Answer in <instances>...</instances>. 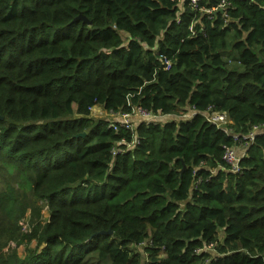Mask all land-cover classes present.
Masks as SVG:
<instances>
[{
  "label": "trees",
  "instance_id": "obj_1",
  "mask_svg": "<svg viewBox=\"0 0 264 264\" xmlns=\"http://www.w3.org/2000/svg\"><path fill=\"white\" fill-rule=\"evenodd\" d=\"M222 1L0 0V264H264V131L234 174L206 116L264 128V0ZM128 97L196 114L125 149Z\"/></svg>",
  "mask_w": 264,
  "mask_h": 264
},
{
  "label": "built area",
  "instance_id": "obj_2",
  "mask_svg": "<svg viewBox=\"0 0 264 264\" xmlns=\"http://www.w3.org/2000/svg\"><path fill=\"white\" fill-rule=\"evenodd\" d=\"M178 1L182 4L185 0H178ZM199 1L200 0H190V3L195 8L201 11H206V12L212 11L205 8H199L198 7ZM228 5L229 3L226 0H223L214 10H219L222 13H226L228 9ZM191 30L193 31V27H191ZM193 33L195 32L193 31ZM162 61L164 64V68L166 70H169L172 67V62L169 59L163 58ZM127 104L129 105V109L127 111L111 112V115L114 117V119H109V121L111 122L110 127H113L115 131H118L119 126H122L125 129L130 130L132 132L134 138L131 142L126 143L125 149H133L138 143L137 133L135 132L137 125L140 122H151L152 120H155V118H158L159 116L156 115L159 114H153L151 111H149L148 109H146L141 105H134L131 102L130 97H128L127 99ZM187 113H190L189 116L181 117L179 119H190L194 114H196L194 110L189 109L183 112L181 115ZM206 116L209 122L222 129L225 133L231 136L233 135L235 140L238 141V144H236V146H242L243 148H245L246 151L254 143L256 135L264 131V128L260 126H254L245 135L242 136L234 135L230 127L232 121L226 112L212 111L211 109H209V112L206 113ZM120 144H123V142L118 143V145ZM234 147L235 146H224L222 159L224 163L228 166L230 172L234 174H239L242 169L241 159L243 156H240ZM120 151H121L120 149L114 148L113 154L116 155ZM214 247L215 245L211 243L209 245H206L205 248L199 249L198 252L201 253L204 251L212 250Z\"/></svg>",
  "mask_w": 264,
  "mask_h": 264
},
{
  "label": "rangeland",
  "instance_id": "obj_3",
  "mask_svg": "<svg viewBox=\"0 0 264 264\" xmlns=\"http://www.w3.org/2000/svg\"><path fill=\"white\" fill-rule=\"evenodd\" d=\"M182 113H178V114H171V115H164V117L162 119L155 118L156 121H160V120H165V119H169V118H174V119H179L181 117H186L189 116L190 113L181 115ZM92 116L96 117V118H104V119H114V117L111 115V112H108L107 110H105L102 106H96L92 109ZM236 149V151L238 152V154L241 156L243 149L242 146H235L234 147ZM28 215V214H27ZM44 217H47V214L44 213ZM22 223H26L24 220L22 221ZM33 246L35 245V242H33L32 244ZM139 251L141 253L144 254V256L146 257V254L144 253L143 249H139ZM19 253L20 255H24L25 253V247L22 246L19 248Z\"/></svg>",
  "mask_w": 264,
  "mask_h": 264
},
{
  "label": "water",
  "instance_id": "obj_4",
  "mask_svg": "<svg viewBox=\"0 0 264 264\" xmlns=\"http://www.w3.org/2000/svg\"><path fill=\"white\" fill-rule=\"evenodd\" d=\"M75 20H84L85 22H88V23H90V21H88L86 18H85V16H83L82 14H80ZM82 135H84V134H82ZM102 233H111V231H107V232H102Z\"/></svg>",
  "mask_w": 264,
  "mask_h": 264
},
{
  "label": "crops",
  "instance_id": "obj_5",
  "mask_svg": "<svg viewBox=\"0 0 264 264\" xmlns=\"http://www.w3.org/2000/svg\"><path fill=\"white\" fill-rule=\"evenodd\" d=\"M177 114H178V113H177ZM162 116H164V115H162ZM242 149H243V152H242L241 156H244V155L247 153V151H246L245 148H243V147H242Z\"/></svg>",
  "mask_w": 264,
  "mask_h": 264
},
{
  "label": "clouds",
  "instance_id": "obj_6",
  "mask_svg": "<svg viewBox=\"0 0 264 264\" xmlns=\"http://www.w3.org/2000/svg\"><path fill=\"white\" fill-rule=\"evenodd\" d=\"M96 107V106H95ZM109 120V119H108Z\"/></svg>",
  "mask_w": 264,
  "mask_h": 264
}]
</instances>
